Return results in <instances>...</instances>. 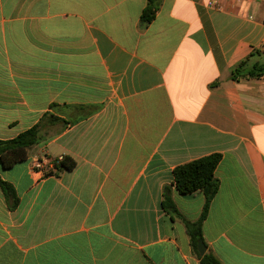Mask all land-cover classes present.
<instances>
[{"label":"crops","instance_id":"0c3cea01","mask_svg":"<svg viewBox=\"0 0 264 264\" xmlns=\"http://www.w3.org/2000/svg\"><path fill=\"white\" fill-rule=\"evenodd\" d=\"M209 1L161 0L143 25L147 0H0V140L59 119L0 167V264H200L183 220L204 197L172 172L210 154L206 253L264 264V74L230 79L264 66V0Z\"/></svg>","mask_w":264,"mask_h":264},{"label":"trees","instance_id":"16d2710c","mask_svg":"<svg viewBox=\"0 0 264 264\" xmlns=\"http://www.w3.org/2000/svg\"><path fill=\"white\" fill-rule=\"evenodd\" d=\"M161 0H147V5L141 13L140 23L147 25L151 23L157 11L159 10ZM245 61L241 62L231 71L230 79L239 77H260L261 74L256 70L263 71L264 66L255 67L244 73L242 67ZM59 119L52 115H46L35 126L18 134L10 140H0V167L9 169L18 162L25 160L29 150L42 141V132L45 127L58 122ZM221 160L220 154H210L208 156L193 160L191 162L179 165L174 168L173 183L179 195L187 196L196 192L202 193L204 205L199 218L195 222L183 220L187 236L189 237L190 246L200 261V264H221L219 260L211 253L207 252L202 257L197 252V243L202 240V223L205 220L210 202L218 191V180L214 176L215 169ZM54 172H46L45 175H57L62 171H71L75 168L76 162L69 156H64L61 160L52 162ZM0 187L6 198L11 201V208L17 204V197L13 188L0 180ZM162 208L170 216L180 217L171 198V192L168 187L163 188Z\"/></svg>","mask_w":264,"mask_h":264},{"label":"built area","instance_id":"2783aa9c","mask_svg":"<svg viewBox=\"0 0 264 264\" xmlns=\"http://www.w3.org/2000/svg\"><path fill=\"white\" fill-rule=\"evenodd\" d=\"M208 6L211 7V8H213V9H215V10H217V11H221L222 8H223L222 5L219 3L218 0H211V1H209L208 2ZM59 160H61V159H59ZM33 169H35V170H41L42 169V163H41L40 160L35 159L33 161Z\"/></svg>","mask_w":264,"mask_h":264},{"label":"water","instance_id":"95a60500","mask_svg":"<svg viewBox=\"0 0 264 264\" xmlns=\"http://www.w3.org/2000/svg\"><path fill=\"white\" fill-rule=\"evenodd\" d=\"M197 252H198L200 257L205 255V253H206V246L202 240H199L197 243Z\"/></svg>","mask_w":264,"mask_h":264}]
</instances>
